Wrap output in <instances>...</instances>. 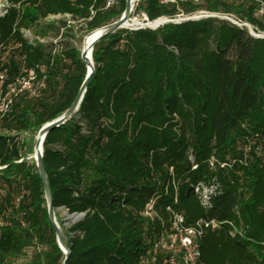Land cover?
Instances as JSON below:
<instances>
[{"label": "trees", "instance_id": "16d2710c", "mask_svg": "<svg viewBox=\"0 0 264 264\" xmlns=\"http://www.w3.org/2000/svg\"><path fill=\"white\" fill-rule=\"evenodd\" d=\"M5 1L0 98L10 94L12 102L0 111V264L29 248L24 264H62L41 178L27 160L34 149L20 134L37 135L64 114L87 70L76 48L30 42L23 31L43 40L68 36L67 21L46 19L69 15L90 33L119 19L126 0L108 8L109 0ZM259 7L255 0H140L136 10L150 22L200 11L216 17L119 30L95 46L79 111L44 142L60 227L59 209L84 215L65 231L67 264H163L172 252L156 245L172 213L187 227L219 225L205 229L198 264H264V36L221 17L264 35ZM24 78L31 91L19 92ZM199 184L216 187L208 205ZM151 201L155 215L147 216Z\"/></svg>", "mask_w": 264, "mask_h": 264}, {"label": "water", "instance_id": "95a60500", "mask_svg": "<svg viewBox=\"0 0 264 264\" xmlns=\"http://www.w3.org/2000/svg\"><path fill=\"white\" fill-rule=\"evenodd\" d=\"M136 0H126V7L124 13L121 15L119 19L116 21L105 25L100 28L99 33L96 36H93V38L90 40V42H84L86 46L83 47L81 51V60L84 62L86 66V77L85 80L82 84V86L79 89V92L77 96L75 97L73 103L71 106L66 110L64 114H62L59 118L56 120L49 122L45 124L37 133L36 136V143L34 146V154H33V159L35 161L39 176L42 181L44 193H45V199L47 202V207H48V216L50 219V222L52 223L54 230H55V235H56V241L65 255V259L62 264H67L68 259L70 257V249L66 243V240L64 238V235L62 233L61 227L58 224L57 218H56V212L53 207L52 203V193H51V188L50 184L48 181L43 157H44V142L46 139L47 134H49L51 131L59 128L62 124L66 123L67 121L71 120L79 111L81 103L84 99L85 93L87 91V88L89 87V84L93 78L94 72H95V67H94V62L92 58L93 50L95 46L107 35L114 34L118 32L119 30H124V29H129V30H137V29H144V28H150V29H157L158 27L164 25V24H169V23H182L190 20H199L202 18H207V17H216V16H206V17H201V18H188V19H180V20H171V19H158L156 21L150 22L147 18L144 20V23L140 24H131V26H127V23L131 21V14L134 9V4ZM227 19V18H226ZM161 20V21H160ZM231 21L230 19H227ZM159 21L158 23H155ZM232 22V21H231ZM154 23V24H152ZM234 23V22H233ZM238 26L241 27V25L234 23ZM244 27H247L249 29V33L253 37H263L259 35H255L253 29L248 26V25H242ZM92 33V32H91ZM90 33V34H91ZM68 214V219L76 220L79 218H82L84 215L83 214H76V215H70L67 211Z\"/></svg>", "mask_w": 264, "mask_h": 264}, {"label": "built area", "instance_id": "2783aa9c", "mask_svg": "<svg viewBox=\"0 0 264 264\" xmlns=\"http://www.w3.org/2000/svg\"><path fill=\"white\" fill-rule=\"evenodd\" d=\"M116 0H109L107 2L106 8L113 5ZM260 3V7L257 10L256 15L259 17H264V5L259 0H255ZM70 17L69 15H67ZM94 16V12L91 11V17ZM222 18L230 19L226 16H221ZM234 22L233 20H231ZM236 23V22H234ZM238 24V23H237ZM264 36V35H262ZM36 40L40 42H46L43 39L36 38ZM30 80L35 79L33 77V73H30ZM3 81V75L0 76V83ZM31 83L29 80H26L25 78L20 80L18 83L19 92H22L24 90H30L31 91ZM38 88H44L43 81L37 82ZM12 93L15 92V89L11 90ZM36 92L32 91V95H35ZM12 99L10 94H7V96L3 99V105L0 108V111H6L11 104ZM205 188L203 184H199L196 186L195 191L197 194L201 196V199L205 205L209 204V195L213 193V191L216 189V187H212L208 194H205L202 196L200 194L199 190ZM154 205L155 202L151 201L150 204L147 205V212L145 213L147 216H153L154 213ZM171 211L170 209H168ZM217 228L219 227L218 224L215 222L208 223L206 221H199L194 226L187 227L184 224V218L180 214L172 213V220H171V228L166 237L162 238L156 245V248H161L168 250L172 252V256L165 260L163 264H198L199 257H200V239L202 238L205 229L208 227Z\"/></svg>", "mask_w": 264, "mask_h": 264}, {"label": "rangeland", "instance_id": "374dc122", "mask_svg": "<svg viewBox=\"0 0 264 264\" xmlns=\"http://www.w3.org/2000/svg\"><path fill=\"white\" fill-rule=\"evenodd\" d=\"M140 0H136L135 4H134V9L133 12L131 14V21L136 20L139 22V24L144 23V20L146 19V16L143 14H140L137 12L136 7L138 5ZM201 0H199L200 2ZM8 4L5 0H0V16L4 14L5 9L7 8ZM206 16H214V14H209L205 11H200L198 13H195L191 16H187V15H180L179 17H177L175 20H182V19H192V18H201V17H206ZM48 22H54V21H58V20H65L67 21V23L72 26V29L69 30V35L68 36H59L58 38H50L45 40L46 42H53L55 44H57V47L59 48H64V49H68V48H76L78 51H82L83 47H84V42L86 37L91 33L88 32L86 25L82 22V21H72L71 17H68L67 15L64 16H50L49 18L46 19ZM230 20H233L234 22L238 23L234 18H230ZM239 25H244L241 23H238ZM24 36L26 39H28L30 42L36 40L37 37H34V35L32 34V32L30 31H23ZM62 33V32H61ZM255 35H259L262 36V34H257L254 32ZM1 86V83H0ZM0 108L3 105V98H0ZM36 136L35 134L32 133H22L20 134L21 139H25L28 143L29 146H32L34 149L35 143H36ZM27 160L30 163H35L34 159H33V155H28L27 156ZM211 189V188H210ZM210 189L208 188H203L200 189L199 192L200 194L205 195L208 194ZM59 213V218L63 223V229L62 233L63 235L65 234V231L68 230L75 222H77L79 219L76 220H72V219H68V214L67 211L65 209H59L58 210ZM59 224V223H58ZM60 226V225H59ZM34 252V248H29L26 251V255L22 258L16 259L12 261V264H24L25 262H27L31 256L33 255Z\"/></svg>", "mask_w": 264, "mask_h": 264}, {"label": "bare ground", "instance_id": "6f19581e", "mask_svg": "<svg viewBox=\"0 0 264 264\" xmlns=\"http://www.w3.org/2000/svg\"><path fill=\"white\" fill-rule=\"evenodd\" d=\"M164 19H166V18H162L161 20H164ZM161 20H160V21H161ZM158 22H159V21H157V22H155V23H158ZM131 24H139V22L136 21V20L129 21V23H127V26H131ZM152 24H154V23H152ZM244 25H246V24H244ZM99 31H100V28L97 29V30H95V31H93L91 34H89V35L86 37L85 42H86V41H87V42H90V40L93 38V36H96V35L99 33ZM84 46H86L85 43H84Z\"/></svg>", "mask_w": 264, "mask_h": 264}]
</instances>
